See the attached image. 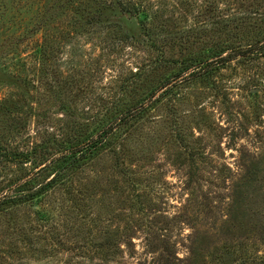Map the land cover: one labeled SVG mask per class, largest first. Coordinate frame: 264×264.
<instances>
[{
	"label": "rangeland",
	"instance_id": "rangeland-1",
	"mask_svg": "<svg viewBox=\"0 0 264 264\" xmlns=\"http://www.w3.org/2000/svg\"><path fill=\"white\" fill-rule=\"evenodd\" d=\"M8 1L0 0V55L18 48L30 63L37 41H48L52 50L51 66L42 72L32 73L14 57L1 67L11 73L25 68L31 79L29 93L0 80V139L17 150L60 134L63 139L72 128L84 131L146 96L180 68L157 69L159 52L148 46L154 39L166 58L181 61L264 36L263 27L249 31L238 21L229 23L230 33L219 28L226 15L257 17L263 8L255 13L258 6L251 3L264 0H123L154 7L147 30L115 0H84L76 6L100 7L106 24L77 23L65 39L60 35L69 30L54 26L60 19L51 27L42 20L56 2L60 12L63 0ZM6 4L15 9L5 11ZM65 11L64 26L81 17L76 9ZM168 37L174 46L165 47ZM205 69L210 71L180 80L129 130H120L113 146L122 164L106 153L68 182L73 193L60 187L36 201L32 215L39 210L50 218L25 225L29 240L22 241L19 229L27 209L14 224L1 218L0 264H264V56L249 51ZM34 166L1 168L0 188ZM254 171L258 182L241 187ZM235 199L238 211L232 210ZM109 239L119 244L117 255L99 251Z\"/></svg>",
	"mask_w": 264,
	"mask_h": 264
},
{
	"label": "trees",
	"instance_id": "trees-1",
	"mask_svg": "<svg viewBox=\"0 0 264 264\" xmlns=\"http://www.w3.org/2000/svg\"><path fill=\"white\" fill-rule=\"evenodd\" d=\"M10 1H15L16 5V0H9L8 2ZM83 1L84 0H63L61 4L62 6L60 7V12L57 11L58 5L56 2L48 8V11H50V17L45 16V18H41H43L42 20H44L45 23L49 22V27L53 26V20L60 19L61 25L59 23L57 25H54L56 26V28L59 27L57 30L63 28L69 30L68 35H60V37L63 39L68 38L72 35L70 27L73 25H77V23L81 24L82 22H85V26L94 25L96 23L106 24V21L102 16L104 13L103 9H101L100 7L96 9L91 7L90 5H87L79 9L78 6H76V4H78L77 2L80 3ZM126 2L127 4H125L123 0H115L114 3L119 6L120 10L123 13H128L137 17V19L143 25V28L147 30V18L149 17V14L155 12L154 7H151L150 9L144 3H138L137 5L134 1ZM251 5L258 6L253 8L255 13L260 11V8H263L264 12L263 3H251ZM4 6L6 8L5 11H7L8 9L10 11L15 9V7H12L8 4ZM148 8L150 9V13L148 11ZM68 9H76L75 13H79L81 17L78 16L73 19L68 18L70 20L68 21V24L64 26L65 20L61 19L60 16L68 12L65 11ZM83 12L85 15L82 14ZM263 12H260L257 17H255L254 15L246 17H230L229 15H226V18L228 19H226V22L223 21V26L219 28H221V31L226 32L227 30L230 33L231 30L229 27V23L238 21L240 24L245 25L249 31L259 30L262 27L264 28ZM4 15L6 14L4 13ZM42 28H44L42 26V23L38 22V30L41 31ZM207 28H211V25H208ZM24 37H26L25 34L21 33L19 35V38ZM188 40L189 39H187V41ZM165 41V47L168 45L174 46L176 44V41L172 37H168L167 39H165ZM37 42L38 43L36 44V47L33 48L31 53H29V55L32 54V60H36V64H32L33 61H31L30 63L27 61L28 63H25L23 60L22 52L18 51V48H8L2 53V55H0L1 81H4L6 83H14L23 88L26 93H29L28 89H26V83L31 79H29L27 75L23 74L25 68L30 69V71L33 73V70L42 72L48 65L51 66L50 60L52 59V50L47 46L48 41ZM150 42L151 43H148V46L156 48L159 52V56L156 57L155 61V66L158 70L163 67L172 66L176 63L180 64L178 65L180 68L174 71L172 74L162 77L163 79L159 80L157 84H153L147 95L143 98L137 99L136 102L133 103L129 108L122 111H114L111 115L108 116L103 115L96 121L93 127H89L84 131H81L83 128H72V131L68 133L67 136L63 139H59V137L63 136V134H60L59 137L55 136L54 138H46L45 140H43L44 142L41 141L39 144L33 146L31 150L27 151L17 150L16 148L10 146V142L7 141V143H4L2 139H0V169H11L7 168V166L11 165L19 167L20 170L24 169L28 165V163L35 164L34 170H30L29 172L20 177H17L16 179L10 181L5 186L0 188V219L4 218L7 221L8 225L10 223L14 224V222H16L15 220L18 219L19 221V219L22 217L21 215L17 218V214L23 212L24 209L28 210L26 221H21V223H23L24 225H20L19 227V229L22 228L23 234L25 235V237L22 238L23 242L26 238L27 240H29V236L27 237V232L24 231V227H32L33 224H36L38 222H46L50 218V215L45 211L40 212L39 210H36V213L33 216L31 211L33 210L32 206L34 205V203L36 201H42L46 199L48 195L52 194L60 187H62L63 189H67L69 193H73L74 190L70 188L71 185H69L68 182L74 179V175H78L79 173L85 171L91 163H94L97 158L106 153L111 154L113 158H116V165L122 164V158L117 154L113 146L114 138L116 136H119L117 134L120 133V130L122 128L126 127V130H129L133 120H139L140 118L145 116L147 109L154 103L158 102L162 97L172 92L174 86L180 80L192 75H201L203 72L207 73L210 70L205 68L221 63L224 64L238 55L245 54V52L250 51L261 53L264 56V36L263 39L258 41L257 43H250L231 51H228L229 49L214 50V48H212L208 49V56L206 57H194L192 55H189L181 61L173 57L166 58L164 50L157 47L158 42L156 39ZM190 50L191 49H189V51ZM11 57H14L19 62V64L21 66H24L25 68L18 70V72L15 73L7 72L6 70L2 69L1 67L4 64H7V60ZM194 67L196 68L195 71H192L189 75L182 77L184 73ZM58 79L63 80L60 77ZM30 82H28L27 85ZM47 82L48 81H46L45 84ZM61 88H64L63 81L60 86V89ZM78 132L79 134L77 135ZM51 145H53L52 148ZM260 165L261 164H256V170H258ZM43 175L48 176L43 182H38L40 177H42ZM257 175L258 171L247 173L242 179V182L240 184L241 187H248L257 183L259 180L257 178ZM242 195L243 192L240 191V193L236 194L235 197L238 198V196L240 197ZM240 208L241 202L238 203L235 199L232 204V210L238 211ZM14 231L20 230L14 227ZM117 233L120 234V232ZM111 246L114 248L113 252L109 250ZM100 247L102 248L99 251L104 255H117V252L120 248L119 244H117L116 241H112L110 239L105 242V244H100ZM1 251L2 248L0 247V252ZM8 252L12 253L13 250Z\"/></svg>",
	"mask_w": 264,
	"mask_h": 264
}]
</instances>
